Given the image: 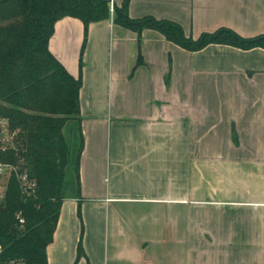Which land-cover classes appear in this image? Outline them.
<instances>
[{"label": "crops", "instance_id": "0c3cea01", "mask_svg": "<svg viewBox=\"0 0 264 264\" xmlns=\"http://www.w3.org/2000/svg\"><path fill=\"white\" fill-rule=\"evenodd\" d=\"M128 14L193 38L264 34V0H130ZM83 35L66 16L48 42L73 76ZM81 76V218L66 194L47 264L74 263L81 223L76 264H264V48L189 51L150 28L138 45L110 17L89 24Z\"/></svg>", "mask_w": 264, "mask_h": 264}, {"label": "trees", "instance_id": "16d2710c", "mask_svg": "<svg viewBox=\"0 0 264 264\" xmlns=\"http://www.w3.org/2000/svg\"><path fill=\"white\" fill-rule=\"evenodd\" d=\"M0 0V120L11 136L0 141V162L10 163L35 181L23 192L15 171L5 177L0 198V264H47L46 248L52 242L65 193L66 167L70 161L64 127L77 123L79 143L74 158V194L80 213L79 160L83 148L79 90L89 24L111 17L113 23L136 32L138 43L145 28L195 51L209 43L242 49L264 48V34L244 37L228 27L186 36L182 26L152 15L133 18L130 0ZM76 17L83 23L79 73L73 76L48 47L57 20ZM141 63L138 55L137 64ZM24 127V128H22ZM19 202L22 205H19ZM22 219V221H20ZM83 224L73 264L84 255Z\"/></svg>", "mask_w": 264, "mask_h": 264}, {"label": "rangeland", "instance_id": "374dc122", "mask_svg": "<svg viewBox=\"0 0 264 264\" xmlns=\"http://www.w3.org/2000/svg\"><path fill=\"white\" fill-rule=\"evenodd\" d=\"M138 45H139V43H138ZM168 64L171 65V59L169 60ZM169 69H171V66H169ZM168 79H170L169 73L166 74V80H168ZM63 130H64V134L66 136V139H67L68 144H69V149H70V161L66 167V179H65V193L69 194V193H72L75 191L74 190L75 186H74V182H73L74 181V158H75V154H76V151L78 148V143H79V135H78V129H77L76 121L74 119L69 120ZM10 139H11V136L9 135L7 130L0 126V141L3 143H8L10 141ZM4 180H5V178H3V177L0 178V191H1V187L3 186ZM0 198H1V192H0ZM82 237H83V235H82Z\"/></svg>", "mask_w": 264, "mask_h": 264}, {"label": "built area", "instance_id": "2783aa9c", "mask_svg": "<svg viewBox=\"0 0 264 264\" xmlns=\"http://www.w3.org/2000/svg\"><path fill=\"white\" fill-rule=\"evenodd\" d=\"M108 2L110 11L112 12L114 0H109ZM0 126L6 129L5 122L3 120H0ZM12 171H15L17 177L19 178L23 192L29 193L34 189L35 181L29 178L25 172H17L16 168L10 163L0 162V178H5ZM20 221H22V219H20Z\"/></svg>", "mask_w": 264, "mask_h": 264}, {"label": "water", "instance_id": "95a60500", "mask_svg": "<svg viewBox=\"0 0 264 264\" xmlns=\"http://www.w3.org/2000/svg\"><path fill=\"white\" fill-rule=\"evenodd\" d=\"M22 128H24V127H22ZM19 205L21 206V205H22V203H21V202H19Z\"/></svg>", "mask_w": 264, "mask_h": 264}]
</instances>
